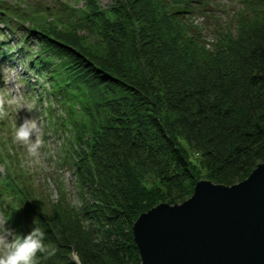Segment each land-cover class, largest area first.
<instances>
[{"label": "trees", "instance_id": "16d2710c", "mask_svg": "<svg viewBox=\"0 0 264 264\" xmlns=\"http://www.w3.org/2000/svg\"><path fill=\"white\" fill-rule=\"evenodd\" d=\"M177 2L182 8L172 9ZM243 2L253 5L252 17L240 14L237 35L223 34L210 51L180 19L187 0H114L107 8L84 0L64 7L56 24L36 19L31 27H15L0 1V56L13 59L19 46L29 69L47 75L65 106L66 162L80 184V206L57 201L48 213L22 175L0 172L6 227L27 235L37 220L56 249L38 254L40 264H78L70 251L80 264H141L139 215L194 192H173L198 170L183 141L215 183H237L264 162V0ZM5 26L20 27L16 47Z\"/></svg>", "mask_w": 264, "mask_h": 264}, {"label": "rangeland", "instance_id": "374dc122", "mask_svg": "<svg viewBox=\"0 0 264 264\" xmlns=\"http://www.w3.org/2000/svg\"><path fill=\"white\" fill-rule=\"evenodd\" d=\"M0 1L3 2V6L11 9V17L13 23L16 25L15 27L21 25V23H24V27L34 26L36 25V19L37 22L43 25L44 23L56 24L58 19H60L64 7L77 9L84 5V0ZM99 1L106 8L114 2V0ZM187 1L189 2L187 8L189 12L185 13L184 18L180 19L190 25L192 33H198L202 37L207 49L210 51L216 48V43L223 34L232 32L234 35H237L240 25V14L245 15V19H248L252 17L253 13V8L251 7L253 5L250 2H243V0ZM174 4L178 5H172V9L177 6L182 8L180 2ZM5 29L8 30L9 40L15 46L17 39L20 37V33H18L20 32V27L16 28V32H13V29H8L6 26ZM1 38L3 37L1 36ZM30 42L33 51L39 53L40 45L37 42ZM23 54L20 53L18 46V48H14L13 59H3L4 57L0 56V60L3 59L0 61V86H3V78L5 76L15 77L22 84L25 95L34 102L39 113L33 112L30 114L26 110H20L16 114L14 111H10L9 117L4 121H0V156L4 159V162H0V172L2 175H5L6 168H8L14 176L18 177L22 175V180L31 189L38 192L42 210L49 213L51 212L53 203L57 201H62L64 204L68 203L66 205H69L71 201H79L81 198L80 184L76 171L66 162L67 155H65L67 148L71 147L69 140H72V134L68 126L61 125L62 119L66 116L65 106L58 102L55 96L50 93L53 88L47 79V75L46 77H42L29 69V58L25 56V53ZM39 114L45 125V147L41 150L42 156L40 162L33 163L27 156L26 151L13 142L11 129L16 123H21L26 116H38ZM181 143L183 147L189 149L191 161L194 162L198 170H195L194 176L191 179L181 182L180 188L173 192L180 189L189 190L194 188L198 179L210 180L208 177L209 170L199 167L202 161L201 155L194 153L187 142L183 141ZM3 149H7V151H3ZM4 152L6 153L2 155ZM150 179L152 182L157 181L162 185L161 179L155 178L154 173L151 174ZM192 192L193 189L188 197L177 203H182L188 199L192 195ZM170 193L172 192L165 194L168 196ZM162 202L175 204L169 200ZM29 230H27V234L30 233ZM68 255L70 259L80 264V260L74 251H70ZM74 255L76 259L73 258Z\"/></svg>", "mask_w": 264, "mask_h": 264}, {"label": "water", "instance_id": "95a60500", "mask_svg": "<svg viewBox=\"0 0 264 264\" xmlns=\"http://www.w3.org/2000/svg\"><path fill=\"white\" fill-rule=\"evenodd\" d=\"M141 264H264V162L232 185L197 181L133 224Z\"/></svg>", "mask_w": 264, "mask_h": 264}, {"label": "clouds", "instance_id": "9594fccd", "mask_svg": "<svg viewBox=\"0 0 264 264\" xmlns=\"http://www.w3.org/2000/svg\"><path fill=\"white\" fill-rule=\"evenodd\" d=\"M20 110L39 113L34 102L25 95L22 84L15 77L5 76L3 86H0V121L6 120L10 111L17 114ZM44 129L40 114L26 116L11 129L13 142L26 151L33 163L40 162L41 150L45 147ZM71 205L80 206V202L73 200ZM9 219L5 210L0 209V264H40L38 254H43L45 258L55 255L56 249L44 243L45 232L38 226L37 220H34L35 227L30 233L22 235L6 227ZM73 258L76 259V256Z\"/></svg>", "mask_w": 264, "mask_h": 264}]
</instances>
